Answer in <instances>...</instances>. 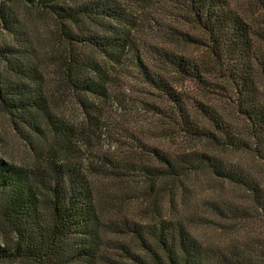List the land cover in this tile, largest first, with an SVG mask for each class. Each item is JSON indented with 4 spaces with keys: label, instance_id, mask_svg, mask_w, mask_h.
<instances>
[{
    "label": "trees",
    "instance_id": "trees-1",
    "mask_svg": "<svg viewBox=\"0 0 264 264\" xmlns=\"http://www.w3.org/2000/svg\"><path fill=\"white\" fill-rule=\"evenodd\" d=\"M164 1L152 15L153 0H137L139 11L123 0H0V29L8 34L0 40V113L33 156L19 164L0 155V261L264 264V0ZM19 6L53 19L49 70ZM169 15L201 33L177 29ZM183 40L205 54L184 51ZM126 77L134 83L123 85ZM129 96L153 115L157 138L181 136L191 145L169 150L139 133L137 123L122 126L132 141L123 155L95 151L101 104L112 97L126 104ZM67 101L80 122L59 108ZM131 170L157 189L154 200L169 184L172 190L194 172H210L232 187L209 201L212 222L253 233L205 243L185 219L104 214L116 200L94 178L123 182Z\"/></svg>",
    "mask_w": 264,
    "mask_h": 264
},
{
    "label": "rangeland",
    "instance_id": "rangeland-1",
    "mask_svg": "<svg viewBox=\"0 0 264 264\" xmlns=\"http://www.w3.org/2000/svg\"><path fill=\"white\" fill-rule=\"evenodd\" d=\"M127 3H131L133 8L140 10L137 0H123ZM162 3H165L164 0H153L152 7L155 8L153 13L157 15L162 7ZM239 3V2H238ZM244 3V10L247 13L252 14L250 7L247 2ZM241 5V4H240ZM18 6V5H17ZM20 18L24 22V30L26 34L33 38L41 39L38 44L36 40L37 47L40 48L41 53H45L44 57V66L46 69H50L49 62L51 60V48L52 46L48 37V30L53 26V19L49 15L44 17H37L36 13H33L28 6H19ZM149 14L145 18L140 27L146 29V24L148 22ZM168 21H175L179 29H182L190 33H201L198 27H196L193 22H181V18H174L172 15L168 16ZM152 22L150 26L147 25V29L155 31L152 27L157 26V22L154 20H149ZM149 24V23H148ZM48 32V33H47ZM8 37V34L0 29V40ZM178 41L182 42L181 39ZM185 44H178L184 51L188 52L194 57L203 56L205 50H203L200 45L194 43H189L184 41ZM134 79L131 78H121V83L125 86L134 83ZM185 85H191L188 82ZM128 93V92H127ZM129 92V94H131ZM133 96H129L127 103H121L115 98H110L108 102L101 104L103 114L100 116V127L97 129V135L93 138L92 144L95 151H109L114 153V155L119 156L123 155V150L127 147H130L132 141L125 135V132L122 130V126L127 124L129 127H133L138 123L137 131L140 128L139 133L144 134L146 137H150L153 142L169 149H180L184 148L186 145L190 146L184 138L180 137H171V136H161L157 138V135H160V127H158L154 122L153 115H150L144 110H140L136 103H133ZM127 98V99H128ZM214 98L208 96L206 100L211 101ZM133 105V106H132ZM63 113L66 114L70 119L72 118L75 122H80L82 119V114L76 107V104L72 101H67L59 107ZM131 114H128V113ZM123 132V133H121ZM29 132L25 131L24 134ZM97 149V150H96ZM0 155L14 161L19 164H27L32 161V151L29 150L28 142L24 139V136L21 135L15 128L14 124L8 118V116L0 113ZM225 156L230 159L243 158L233 155L231 152H225ZM132 171V175L123 182L120 181V178L107 177L104 175H99L94 178L95 182L99 185H106V190L108 194L112 193V199L116 200V205L109 206L108 211L105 210L104 214L113 215V216H127L133 217L143 222L153 221L155 219L164 218L169 219H185L184 221L188 224L189 229L194 233V235L205 243H226L234 238H241L248 233H253V229L242 224H238L235 227H221L216 223L212 222L215 220V216L211 213L209 201H214L217 199L221 193L225 191H232V187L227 185L226 182H222L214 177L210 172L203 170L192 173L190 176L184 179V185L177 188H172L169 184V188L161 191V195L157 197V200H154L155 191L152 192L147 187V183L144 180V176L136 171ZM161 183V182H159ZM172 192V193H171ZM107 194V195H108ZM175 198L174 202L172 198ZM108 200V197H105ZM118 204V207H117ZM223 225V224H222ZM113 235V238L118 237V234ZM0 264H30L23 263L21 261H0Z\"/></svg>",
    "mask_w": 264,
    "mask_h": 264
}]
</instances>
